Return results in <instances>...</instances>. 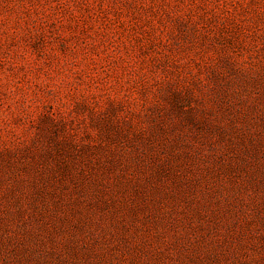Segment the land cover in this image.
<instances>
[{"label": "rangeland", "instance_id": "rangeland-1", "mask_svg": "<svg viewBox=\"0 0 264 264\" xmlns=\"http://www.w3.org/2000/svg\"><path fill=\"white\" fill-rule=\"evenodd\" d=\"M0 264H264V0H0Z\"/></svg>", "mask_w": 264, "mask_h": 264}]
</instances>
